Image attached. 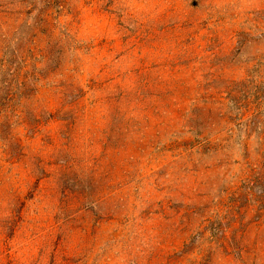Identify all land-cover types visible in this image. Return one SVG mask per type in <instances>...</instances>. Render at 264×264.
<instances>
[{"label": "rangeland", "instance_id": "374dc122", "mask_svg": "<svg viewBox=\"0 0 264 264\" xmlns=\"http://www.w3.org/2000/svg\"><path fill=\"white\" fill-rule=\"evenodd\" d=\"M14 2L0 63L6 38L27 95L0 111V264H63L56 240L68 264H264V0H66L45 33L43 2ZM173 22L194 51L163 72L176 29L150 32Z\"/></svg>", "mask_w": 264, "mask_h": 264}, {"label": "trees", "instance_id": "16d2710c", "mask_svg": "<svg viewBox=\"0 0 264 264\" xmlns=\"http://www.w3.org/2000/svg\"><path fill=\"white\" fill-rule=\"evenodd\" d=\"M35 0H16L15 5H18V3L20 4H23V3H27L29 4V8L28 9H22L24 10V12L27 14V15H30L31 12L33 10H35V3H34ZM43 2V5H42V8H40L37 12V15H35V19L38 18V23L36 24V28H37V31L40 32V33H45L46 30H50L52 28V21L51 19H53V12H48V8H53V9H59L61 8V5H62V2L63 3H66V0H41ZM110 2V0H109ZM13 3V2H12ZM17 12H20L18 10H15V12H10L9 14L11 15V13H17ZM26 21H22V23ZM21 24V23H19ZM183 22L180 23V24H176V22H173V23H168V24H165L161 27H158V28H152L151 32L152 35H154L155 31L159 30V32H162L164 33L165 30H167V28L169 27H172L171 29H176V33H175V38L176 40L174 41L175 43V46H179L178 49H171V50H166L165 52L163 51L164 55L161 57V59L163 60L162 62H159V63H155V65L153 64L152 66H155V67H159L161 66V70L163 72H179L180 70L176 67H179L181 64H183V62H181L179 60V55L182 56V55H187L188 57L191 56V54L193 53L194 49L190 46H182L181 43H183V40L180 39V35H179V28L181 29L183 27ZM20 26V25H18ZM18 26L16 27L17 29H15V31L18 30ZM32 26H34V24H32ZM178 32V34H177ZM191 33V32H189ZM188 33V34H189ZM242 34H245V32H241V35ZM1 35V33H0ZM3 36H6L8 38L9 34H7L6 32L2 33ZM32 36H36V33H32ZM136 41L139 40L138 37H136ZM4 41H5V46H3V49H2V55H1V72H0V85H1V93H0V111L3 110V111H8V112H13L14 111V106L17 104V98L21 97V96H26V91H24V89L26 88V82L25 81H19L18 78L15 77V71L16 69L18 68V65H19V60L18 58L20 57L19 55V52L17 51L16 53L12 50V52L9 53V56H8V53H7V46H8V42L6 43L7 39L4 38ZM28 42L30 40H27ZM33 41V40H32ZM242 43V39L239 38L237 39V45L235 47V49L232 51L233 54H236L238 53V49L240 48V45ZM157 49V48H156ZM179 51V52H178ZM144 67H147V66H144ZM179 70V71H178ZM138 72H142V67H139ZM142 74V73H140ZM159 80H158V84L159 86H161L162 88H167L166 86L170 87V88H173L174 90H180L184 87H186L187 85H185V81L184 80H181V79H173L172 77L169 78V79H163L162 77H158ZM139 79V78H138ZM247 79H240L238 82L241 86V88L237 91H233L232 90H227L226 91V96H227V100H229V102H231L233 105H234V108L235 109H241L242 107L245 108V111H249L247 109V103H249L248 101L246 102V98H247V90L246 88L248 89V84L246 81ZM138 82L142 85V86H147V81H145V78L143 77L142 79L140 78L138 80ZM251 82V81H249ZM229 83L232 85L234 84V81L233 80H230ZM175 84H177L178 86H176ZM136 85V84H135ZM125 89H128V90H125ZM133 92V95L136 98V96H138V92L139 90L134 87H130V88H124V100L127 102L129 101L127 99V94ZM158 96V101L160 99V101H162V97H161V94L160 95H157ZM263 96V94L261 92H259L257 94V96L255 97L256 100H254L256 102V105H255V109H257L259 106H260V100H261V97ZM76 98L73 99V100H69L67 101L66 103H73L75 102ZM156 102V101H155ZM138 104H142V100L140 99H137V102ZM165 103V102H164ZM144 105V104H143ZM166 105V103L164 104ZM159 107H161V103L157 102V105H155V108L158 109ZM145 107H143L142 109H145ZM147 109V108H146ZM256 113V111H255ZM244 113L241 114V117H239L237 115V119H240L238 123L242 122L243 119L242 117ZM151 117V116H149ZM148 117V118H149ZM254 117V114L251 116V119L250 121H252V118ZM7 121L5 122H1L0 123V139H4L6 137V134L5 133V127H6V124ZM191 128H189V131H193L195 136H198L199 133L197 132V130H194V128H196V126H194V124H189ZM198 127V126H197ZM200 137V136H199ZM10 146V145H9ZM41 177L37 178V179H40ZM70 192H72L71 190H66V191H63V192H60L62 197L65 196L66 194H70ZM15 212L13 213V216L15 215L17 219L20 218V210L19 208H17L16 210H14ZM16 219V220H17ZM10 224H8V227L7 229L9 230H13V226L15 225V222L14 221H10L9 222ZM6 236L3 237V241L4 243L6 242ZM60 241L56 240L55 241V248H57V251H60L62 253V260L64 261L63 264H68V260L70 259L69 258V255L66 254V252L64 250H61V246H60ZM10 261H8L6 264H9Z\"/></svg>", "mask_w": 264, "mask_h": 264}]
</instances>
